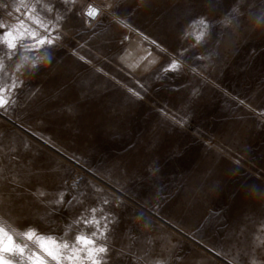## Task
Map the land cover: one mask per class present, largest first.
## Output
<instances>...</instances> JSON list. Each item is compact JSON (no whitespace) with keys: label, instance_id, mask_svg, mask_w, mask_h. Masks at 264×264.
I'll return each instance as SVG.
<instances>
[{"label":"rangeland","instance_id":"rangeland-1","mask_svg":"<svg viewBox=\"0 0 264 264\" xmlns=\"http://www.w3.org/2000/svg\"><path fill=\"white\" fill-rule=\"evenodd\" d=\"M121 3L130 17L127 23L132 29L139 26L145 36L152 34L149 39L105 17L95 28V37L90 30H72L65 46L58 44L52 51L51 59L47 48L33 50L30 39L22 38L15 56L3 61L0 87L10 85L13 73L21 76L24 85L17 92L19 104L8 109L11 119L0 115V176L13 173L26 187L31 156L39 149L62 164V175L78 190L85 182L117 195L122 189L120 198L126 205L121 209L122 225L129 229L123 243L141 257V264H173L176 254L182 264H248L250 258L264 264V113L260 111L264 109V31L252 20L264 0H150L151 8L141 6L142 0ZM190 3L221 21L214 25L215 39L207 38L205 46L213 61L207 70L203 67L207 61L196 59L201 55L195 41L200 27L190 22L191 35L186 39L176 40L172 34L175 19L183 18V6ZM234 5L239 6L237 22H223L231 20ZM13 16L27 20L22 13ZM29 25L35 26L27 21L24 27ZM121 33L130 35L125 44L127 62L113 57L114 50L107 45L110 37ZM157 36L166 41L167 53L151 45ZM77 43L86 45L79 55L106 76L71 55L68 47ZM181 44L187 51L181 50ZM101 48L107 61L98 62ZM5 51L6 45L0 44V57ZM37 57L39 67L33 68L31 60ZM169 59H177L181 67L158 71ZM133 63L140 67L130 69L128 64ZM201 73L211 82L202 80ZM112 77L125 88L114 87ZM140 85L142 99L129 100L126 88L140 91ZM58 87H63L62 94ZM81 92L88 93L92 103L78 115L62 111ZM172 115L183 122L173 123ZM16 116L22 117L23 127ZM41 136L51 137L60 152L45 147ZM25 143L32 152L23 148ZM125 166L136 171L135 178L124 174ZM149 166H155L159 175L149 173L145 178ZM12 187L19 191L18 185L0 179V195L8 196ZM55 198V191L49 189L45 199ZM93 198L88 197L86 205L94 206ZM60 215L66 217L67 212ZM229 217L244 221L235 234L225 230ZM32 218L42 223L56 219L44 206L33 209ZM64 224L59 220L50 232L44 231L58 239H73ZM83 233L89 234L86 229ZM16 240L34 243L22 236Z\"/></svg>","mask_w":264,"mask_h":264},{"label":"snow or ice","instance_id":"snow-or-ice-1","mask_svg":"<svg viewBox=\"0 0 264 264\" xmlns=\"http://www.w3.org/2000/svg\"><path fill=\"white\" fill-rule=\"evenodd\" d=\"M146 8H151L153 5L150 0H142V5ZM198 5L194 3L183 6V18H176L173 27V36L176 40L188 38L191 33L187 28L191 24H196L200 27L195 35L196 46L200 47L201 55L196 57L198 61H207L203 67L207 70L213 67L212 53L209 47L207 38L215 39L216 23L204 13L197 11ZM0 11L3 15L0 16V44L6 45V51L3 57H0V68L4 67V60L15 56V51L18 45L22 44V38H29L31 41L30 47L33 50L47 48L48 58L51 59V53L58 44L63 45L64 39L74 29H83L91 31L95 37V28L98 23L105 17H108L111 22L120 24L125 29L136 32L142 39H149L144 32L137 26L132 29L127 23L130 19L128 13L123 10L121 0H0ZM231 20L227 18L223 22H237L236 18L240 14L239 6L234 5L231 8ZM13 13H22L27 17L23 20L20 16H13ZM117 17H124L123 20ZM253 23L259 25L264 31V6L258 13L252 15ZM27 21H32L33 25L24 27ZM23 28V30H22ZM130 35L121 33L119 36L110 37L107 45L113 49V57H118L120 60L126 61L127 49L125 44L129 41ZM150 43L155 48L163 53H167L168 49L164 47L166 43L159 36L156 39H151ZM86 45L77 43L74 47H68L71 55L76 57L78 61H82L87 65L92 66V69L97 74L103 73V69L92 64L91 60H87L85 56L79 55V51ZM182 51L183 44L180 45ZM121 53H124L121 55ZM204 53H208L204 55ZM146 55H151L146 53ZM98 62L107 61L108 54L101 48L98 53ZM37 57L31 60L33 68H38ZM143 59V58H141ZM154 62V61H152ZM17 68L20 65L16 66ZM50 67V66H49ZM130 69H138V63L128 64ZM145 70L148 65H144ZM181 67L180 61L177 59H169L158 70L161 72L175 71ZM105 76L106 73H103ZM211 75V72H208ZM114 87L125 88L114 77L109 78ZM201 79L206 80V77L201 73ZM10 85L0 87V115L7 119H11L8 109L15 108L19 104L17 92L23 88L24 80L21 76L13 73L10 78ZM206 82H211L206 80ZM63 87L57 88V93L62 94ZM130 93L129 100L142 99L141 92L144 91L143 85H140V91L126 88ZM193 95L198 96L199 93L193 89ZM92 103V97L81 92L71 102H66L62 108L67 113L78 115L81 108ZM243 103V101H241ZM115 114L116 110H111ZM264 113V109L260 110ZM165 113V109H161ZM166 114V113H165ZM22 117L16 116V123L20 124ZM173 123H182L177 121L175 115L171 117ZM27 123V119L24 120ZM23 127V124H20ZM45 147L51 146L57 153L52 138L47 140L43 136L40 137ZM151 147V145H149ZM24 149L32 152L30 144L25 143ZM67 157V153L63 154ZM71 157L70 159H74ZM30 171L25 181L26 187L19 184L18 177L9 173V176H0L6 184L19 186V191L16 187L9 189V195H0V264H141V257L137 256L127 245L123 243V237L129 231L122 225L121 209L125 207V201L120 197L123 195L121 189L120 195L115 191L108 192L104 188L97 187L95 184L85 182L82 189L77 188V184L69 182L64 178L62 173L64 169L60 162H57L54 157H46L39 149L35 150L31 156L29 164ZM159 175L155 166H149L147 172L143 175L147 178L148 174ZM98 174V170H97ZM124 174L136 177V171L125 166ZM155 183V181H153ZM52 189L56 193L55 199H45L48 195V190ZM264 194V192H262ZM91 199L90 204L86 205V199ZM77 205L79 207H77ZM51 208V215L56 217L50 223H42V220L32 218V210L38 207ZM62 211L67 212V216H61ZM64 220V229L66 232H71L73 239L56 238L48 232L51 231L52 225L57 221ZM229 223L225 226L226 231H231L233 234L238 232L244 224L243 220L233 221L228 218ZM11 221V223H8ZM16 225L13 227L12 225ZM7 225V227H6ZM88 231V235L83 233V230ZM183 231V229H181ZM22 236L28 241L34 243L30 246L28 243L17 242L16 237ZM178 243V242H177ZM177 244H173L175 249ZM215 250V249H214ZM173 264H182V257L176 254L173 257ZM235 264V261H233ZM248 264H258L255 259H249Z\"/></svg>","mask_w":264,"mask_h":264}]
</instances>
